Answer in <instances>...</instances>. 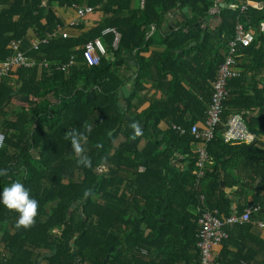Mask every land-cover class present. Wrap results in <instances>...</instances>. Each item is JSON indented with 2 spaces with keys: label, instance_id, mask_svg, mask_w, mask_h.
Wrapping results in <instances>:
<instances>
[{
  "label": "trees",
  "instance_id": "1",
  "mask_svg": "<svg viewBox=\"0 0 264 264\" xmlns=\"http://www.w3.org/2000/svg\"><path fill=\"white\" fill-rule=\"evenodd\" d=\"M140 2L0 0V64L13 56L11 44L24 42L31 31L44 40L66 28L58 9L87 5L101 20L90 28L81 22L72 27L73 36L56 35L37 51L31 45L22 49L37 65L14 69L0 87V132L6 136L0 169L8 170L0 191L20 182L39 205L30 229H18V212L0 205V264H76V258L80 264H200L196 211L202 198L221 220L231 216L235 203L239 213L262 208L252 223L226 228L225 246L232 230L250 233L264 221V146L258 139L250 145L224 141L235 113L243 114L257 138L264 134V90L255 96L234 90L244 76L229 82L222 124L208 144L210 162L198 188L199 155L191 148L199 142L190 133L206 119L237 22L257 29L264 23V0H251L246 14L230 8L237 0H225L215 27L206 23L215 17L217 0H146L144 9ZM171 19L175 27L167 30ZM197 25L205 29L195 31ZM108 29L120 34L118 49L113 34L103 35ZM96 39L107 55L90 68L83 49ZM260 42L263 36L241 51L244 59L264 62ZM73 58L77 62L68 71L57 70ZM130 61L136 73L127 77ZM44 62L50 69L40 66ZM128 84L130 96L122 99ZM256 108L262 114L250 118L247 112ZM163 121L171 122L166 131L159 127ZM70 132L86 136L82 146L91 166L78 164L66 139ZM176 153L188 159L183 172L171 164ZM224 256L217 257L220 264Z\"/></svg>",
  "mask_w": 264,
  "mask_h": 264
},
{
  "label": "built area",
  "instance_id": "2",
  "mask_svg": "<svg viewBox=\"0 0 264 264\" xmlns=\"http://www.w3.org/2000/svg\"><path fill=\"white\" fill-rule=\"evenodd\" d=\"M146 0H141V9H144ZM251 7L249 0L244 1L241 5H230V8H237L242 14H246ZM77 13V19L70 24V27L78 26L80 22H84L89 16L95 13V9L90 6H74ZM155 31V28L152 29ZM48 35L46 39H36L31 43L34 50H38L41 43H47L49 39L56 36ZM113 34L115 42L113 47L118 49L121 39L120 34L115 29L106 30L103 35ZM255 36L246 28L243 22L238 21L235 26V36L228 45V51L225 55V61L218 74L216 82L213 84V97L212 103L209 106L205 128L200 129L198 126H193L190 133L199 142V160L196 165L195 176L197 178V188L200 186L201 180L205 176L207 164L210 162L208 153V144L214 139L215 133L219 126L222 124V116L224 114V104L228 97L229 82L240 76L238 72V57L241 51L250 48L255 42ZM13 56L8 58L5 62L0 64V87L3 80L10 75L14 69L19 68H32L37 65L35 59L28 57L22 51V42H13L11 44ZM83 59L86 66L93 68L101 64L103 58L107 55V49L102 39H96L89 42L83 49ZM76 61L74 58L68 65L57 67V70L68 71L70 67L74 66ZM40 66L45 69H50V64L44 62ZM180 134L187 133V129L175 128ZM257 136L251 133L246 125L244 118L240 115H232L228 120L226 129L224 131V141L227 144L241 145L253 144L257 141ZM6 136L0 132V150L5 146ZM262 208L258 205L250 206L243 213L234 211L229 218L221 220L219 218L218 210L212 211L204 206V198H202L201 205L197 208V248L200 252V264H220L216 257V248L223 244L228 238L229 234L226 228L235 226H244L253 222V216L259 214ZM257 226L264 229V221L257 222Z\"/></svg>",
  "mask_w": 264,
  "mask_h": 264
},
{
  "label": "crops",
  "instance_id": "3",
  "mask_svg": "<svg viewBox=\"0 0 264 264\" xmlns=\"http://www.w3.org/2000/svg\"><path fill=\"white\" fill-rule=\"evenodd\" d=\"M137 1L135 0V4ZM244 1H247V0H237V3H238L237 5H241V3ZM249 1L251 3V0H249ZM217 3H218V7L216 9L220 8V10H221V8H222L221 6H223V8L227 6L225 4V0H217ZM84 6H87V5H84ZM80 7H83V6H80ZM215 10H213V14H215V17L211 18L206 23V25H211L212 27H215V25L217 23L216 20H218L217 17L220 13V11L217 13ZM95 12L97 13L98 11L95 10ZM76 14L77 13H76L74 8H72V9H58V15L60 16V18L63 19L64 25L66 28H62V27L60 28L59 27L55 33H58L57 35L73 36L75 34V32L72 30L73 28L70 27V24L77 19ZM190 14L191 13L188 10V14L187 15L185 14V15L189 16ZM93 15H95V13ZM93 15L89 16L86 20H84L85 24L87 25V27L89 26V28L93 27V26H97L98 23L101 21L100 16H99V12H98V15H96L94 17H93ZM101 19H102V17H101ZM174 27H175V21L171 19L168 22L166 29L172 30ZM204 29H205V26H202V25H200V26L197 25V27L194 28L195 31H202ZM248 30L255 36V38H257L259 36L264 37V23H262L257 29L252 28V29H248ZM153 33H154V31L151 32V35ZM76 35H77V33H76ZM35 40H36V36H35L34 32L31 31L29 33V37L27 38V40L22 42V49H24V51H28L31 47L30 46L31 43ZM258 47H260L261 49L264 50V42H260ZM241 53L238 57V72L240 73L239 77H241V76L245 77V82H244V84H238V86L236 88H234V90H236L237 92H240V93H247L248 95H254L255 96L259 91L264 90V62L260 61L256 64V63H254V60H250L247 58L244 59V57ZM75 61L77 62L76 59H75ZM131 61H130V65L132 67V70H125L123 72V73H125V75L127 77H132L136 73L137 64L135 62H131ZM212 90H213V88H212ZM149 96H153V92H151L149 94ZM157 97L160 98V94H157ZM212 97H213V93H212ZM122 99H125V98H122ZM120 105H121V108H123V106L126 105V102L122 101V103ZM148 106H149V103H147L143 107V109L148 108ZM126 108H127V105L123 109H126ZM244 114H245V112H244ZM261 114H262L261 109H257V108L252 109L251 111L247 112V115L250 116V118L251 117L255 118L257 116H260ZM233 115H240L243 117L242 113H235ZM193 116L195 117L196 115H193ZM190 120H191V118L189 119V121ZM205 121H206V119L203 118V119H201V121H199L194 126H198L200 129H203V128H205ZM170 125H171L170 121H163V122H161L159 127L161 130L166 131L167 129L170 128ZM175 128H183V127L173 126V130H175ZM183 129H186V128H183ZM258 140L264 146V134H260L258 137ZM199 148H200L199 143L193 144V147L191 148L192 154H197ZM186 158H187L186 156H182L179 153H176L175 156L173 157V159L171 160V164L179 172H183L189 166L188 159H186ZM224 187H225V184H223V188ZM237 188L238 187H234V189L227 188L226 193L231 194V193L235 192L237 190ZM236 206L237 205L235 203V205L232 209L233 212L238 211ZM196 214H197V211H196ZM231 233H232V235H231L230 239H228L229 243H227L226 246L224 243V244L220 245L218 248H216V252H215L216 257L219 258V256L222 253L225 254V256H226L225 264H263V262H264V243H263L264 242V229H261L258 226L253 225V228L250 231V233H242L237 229L232 230ZM261 241H263V242H261ZM225 247H226V249H225Z\"/></svg>",
  "mask_w": 264,
  "mask_h": 264
},
{
  "label": "clouds",
  "instance_id": "4",
  "mask_svg": "<svg viewBox=\"0 0 264 264\" xmlns=\"http://www.w3.org/2000/svg\"><path fill=\"white\" fill-rule=\"evenodd\" d=\"M132 127L136 130V135L141 134L137 125L133 124ZM88 132H91V128H88ZM66 139L71 140L75 154L80 157L77 161L78 164H82L85 167L91 166V160L84 155L85 149L82 146V141L87 139L86 136L83 133L70 132L66 135ZM7 175V169H0V177ZM0 205L18 212L19 217L16 222L18 229H30L35 224L39 208L38 201L31 197L30 190L22 183L13 182L10 186L4 187L0 191Z\"/></svg>",
  "mask_w": 264,
  "mask_h": 264
},
{
  "label": "water",
  "instance_id": "5",
  "mask_svg": "<svg viewBox=\"0 0 264 264\" xmlns=\"http://www.w3.org/2000/svg\"><path fill=\"white\" fill-rule=\"evenodd\" d=\"M223 8V6H221ZM217 13L220 11V8L219 9H216L215 10ZM184 14H188V9H185L184 10ZM200 30V29H199ZM130 60H134L133 57L130 58ZM135 64V63H134ZM131 89H132V84H129L125 87H123V89L120 91L119 93V96L120 98H129L130 96V93H131ZM126 106V105H125ZM123 106V108L125 107ZM73 207H76V204L73 206ZM113 251V249L111 250V252ZM74 255L76 256L77 255V251L74 252ZM110 259V256L108 257L107 261ZM76 264H80V261L78 260V258H76Z\"/></svg>",
  "mask_w": 264,
  "mask_h": 264
}]
</instances>
